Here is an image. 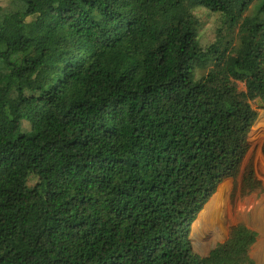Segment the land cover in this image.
<instances>
[{
    "label": "trees",
    "instance_id": "1",
    "mask_svg": "<svg viewBox=\"0 0 264 264\" xmlns=\"http://www.w3.org/2000/svg\"><path fill=\"white\" fill-rule=\"evenodd\" d=\"M255 75L264 0H0V264H258L244 225L190 238L249 151Z\"/></svg>",
    "mask_w": 264,
    "mask_h": 264
},
{
    "label": "rangeland",
    "instance_id": "2",
    "mask_svg": "<svg viewBox=\"0 0 264 264\" xmlns=\"http://www.w3.org/2000/svg\"><path fill=\"white\" fill-rule=\"evenodd\" d=\"M262 79L263 75H255L235 82L237 91L245 94L258 117L249 133L250 148L238 176L223 181L224 185L216 200L200 213L198 219L202 217L191 228L192 247L203 256L208 255L219 242L231 238V233L236 232L238 225H244L257 234L249 251L250 256L258 264H264V128L261 125L256 128L259 120L264 119V105L259 103ZM250 88L256 94L255 98L251 97ZM258 132L259 136H256ZM248 169L253 171L257 186L244 193V179Z\"/></svg>",
    "mask_w": 264,
    "mask_h": 264
},
{
    "label": "bare ground",
    "instance_id": "3",
    "mask_svg": "<svg viewBox=\"0 0 264 264\" xmlns=\"http://www.w3.org/2000/svg\"><path fill=\"white\" fill-rule=\"evenodd\" d=\"M259 125H261V126L264 128V119H262V120H260V121L258 122L256 128H258ZM262 127H261V128H262ZM256 131H257V129H256ZM263 131H264V130H263ZM263 134H264V133H263ZM256 136H259V132L257 133ZM256 138H257V137H256ZM211 200H212V198L210 199V201H211ZM210 201L205 205L204 209L207 207V205L210 203ZM204 209H203V210H204ZM203 210H202V211H203ZM202 211H201V212H202ZM201 212H200V213H201ZM200 213H199V215H200ZM199 215H198V216H199ZM197 219H198V217H197ZM197 219H196V221L194 222V224L197 222ZM194 224H193V225H194Z\"/></svg>",
    "mask_w": 264,
    "mask_h": 264
},
{
    "label": "clouds",
    "instance_id": "4",
    "mask_svg": "<svg viewBox=\"0 0 264 264\" xmlns=\"http://www.w3.org/2000/svg\"><path fill=\"white\" fill-rule=\"evenodd\" d=\"M210 199H211V198H210ZM207 203H208V202H207ZM207 203H206V204H207ZM204 207H205V206H204ZM203 209H204V208H203ZM203 209H202V210H203ZM202 210H201V211H202ZM198 215H199V214H198ZM197 217H198V216H197ZM195 221H196V220H195ZM195 221H194V222H195ZM194 222H193V224H194ZM193 224H192V227H193ZM192 227H191V228H192Z\"/></svg>",
    "mask_w": 264,
    "mask_h": 264
},
{
    "label": "water",
    "instance_id": "5",
    "mask_svg": "<svg viewBox=\"0 0 264 264\" xmlns=\"http://www.w3.org/2000/svg\"><path fill=\"white\" fill-rule=\"evenodd\" d=\"M259 103H260L261 105H264V103L262 102V100H259Z\"/></svg>",
    "mask_w": 264,
    "mask_h": 264
}]
</instances>
